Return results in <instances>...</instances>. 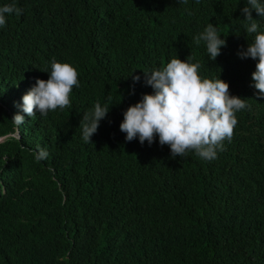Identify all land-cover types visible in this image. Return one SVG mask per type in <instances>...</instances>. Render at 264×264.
<instances>
[{"label":"trees","instance_id":"1","mask_svg":"<svg viewBox=\"0 0 264 264\" xmlns=\"http://www.w3.org/2000/svg\"><path fill=\"white\" fill-rule=\"evenodd\" d=\"M17 6L22 14L0 28V264H264V97L251 84L256 61L237 56L252 40L244 0ZM209 22L225 39L214 60L192 40ZM176 55L245 101L214 160L172 157L155 137L125 141L119 129L123 111L152 91L143 70ZM53 58L76 67L80 87L64 109H34L17 131L20 98ZM97 101L111 105L85 144L80 119ZM38 147L48 152L40 161Z\"/></svg>","mask_w":264,"mask_h":264},{"label":"clouds","instance_id":"2","mask_svg":"<svg viewBox=\"0 0 264 264\" xmlns=\"http://www.w3.org/2000/svg\"><path fill=\"white\" fill-rule=\"evenodd\" d=\"M255 10L260 17L253 18ZM241 28L252 34L251 42L238 49L241 59L252 58L256 61L251 72V84L264 97V0H244L240 8ZM22 9L17 0L0 3V28L6 24L9 15L19 16ZM241 30L234 31L237 34ZM196 44L203 43L208 59L214 60L225 45V39L216 26L207 23L192 37ZM200 61L190 56L180 59L177 55L170 58L162 67L143 70V83L152 91L143 93L122 113L119 129L125 133V141L134 138L139 143L151 145L154 137L161 146L167 145L172 157H185L193 153L204 161L216 159L223 150L225 140L230 142L233 128L237 124L236 113L246 107L243 98L229 93L228 82L218 77H205L200 70ZM47 79L36 78L35 82L22 94L18 111L11 119L17 131L25 120V115L34 117V109L39 115L46 116L50 111L64 109L70 104L69 93L73 87H80L76 67L69 61H49ZM133 70L129 73L131 74ZM141 80L138 74L132 75L135 83ZM111 104L94 103L91 111H85L80 119V137L87 144L105 118ZM23 113V114H21ZM44 148L36 149L35 159L46 158Z\"/></svg>","mask_w":264,"mask_h":264}]
</instances>
